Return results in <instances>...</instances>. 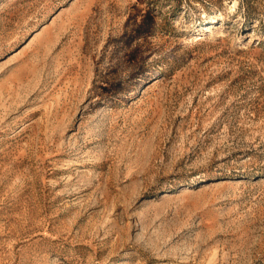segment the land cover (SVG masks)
Returning <instances> with one entry per match:
<instances>
[{
  "label": "rangeland",
  "instance_id": "obj_1",
  "mask_svg": "<svg viewBox=\"0 0 264 264\" xmlns=\"http://www.w3.org/2000/svg\"><path fill=\"white\" fill-rule=\"evenodd\" d=\"M0 264H264V0H0Z\"/></svg>",
  "mask_w": 264,
  "mask_h": 264
},
{
  "label": "bare ground",
  "instance_id": "obj_2",
  "mask_svg": "<svg viewBox=\"0 0 264 264\" xmlns=\"http://www.w3.org/2000/svg\"><path fill=\"white\" fill-rule=\"evenodd\" d=\"M210 18H211V21H215V17L214 16H211ZM204 28H206V27H204Z\"/></svg>",
  "mask_w": 264,
  "mask_h": 264
}]
</instances>
